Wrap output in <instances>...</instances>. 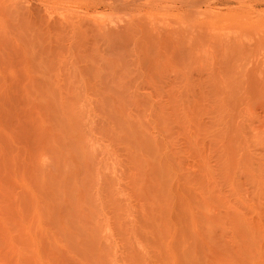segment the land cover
<instances>
[{
  "label": "rangeland",
  "instance_id": "obj_1",
  "mask_svg": "<svg viewBox=\"0 0 264 264\" xmlns=\"http://www.w3.org/2000/svg\"><path fill=\"white\" fill-rule=\"evenodd\" d=\"M219 9L187 85L126 53L100 90L54 7L0 0V264H264V6Z\"/></svg>",
  "mask_w": 264,
  "mask_h": 264
},
{
  "label": "bare ground",
  "instance_id": "obj_2",
  "mask_svg": "<svg viewBox=\"0 0 264 264\" xmlns=\"http://www.w3.org/2000/svg\"><path fill=\"white\" fill-rule=\"evenodd\" d=\"M37 1L48 9L51 7L55 8L56 18L54 20H64V25L69 29V32L75 33V41L72 44L79 43L82 47L95 52V55L98 56L99 61H101L100 66L105 69V72L101 74L102 77L95 79L97 84L95 83L94 86L98 85L95 88L100 90L108 86L119 88L129 83L123 78L124 72H120L122 68L121 58L126 53H131L135 61L137 60L143 66V73L144 71H152L156 74L163 72L165 73L162 76L164 84L178 83L183 86L187 85L188 77L184 70L194 63L198 65L201 61L198 60L199 58H193V51L196 48H202L204 45L214 51L218 49V44L209 42L206 30L203 29L204 24L198 20H220V13L208 16L204 12L202 13L203 18H200L198 10L203 7L213 6L219 9L224 4L243 5V2L252 3L255 6H264V0ZM18 5L19 3L15 4V6ZM77 8L83 9L85 12L79 13L75 10ZM101 9L111 11V16H98L95 18L88 16L89 11ZM152 17L159 18V20H180L182 25L185 24L188 27V31H157L156 35H152L150 29L142 26V20H150ZM102 20L108 21L106 23ZM128 31L129 35L127 36L126 32ZM259 44L261 47L264 46V40L258 38L253 41V46H259ZM152 47L154 53L149 56ZM108 53H111L112 56H108ZM147 57L152 58L146 60ZM151 65L156 68H151ZM162 66H166L167 70L162 69ZM80 73V81L86 85L85 80L88 79L84 78L82 72ZM158 95L160 96L159 93ZM101 96V101L105 103L106 100L114 102L118 99L117 95H108L107 91H103ZM135 96L137 95L132 93L128 97L134 98ZM118 141L124 142L122 138H119ZM185 261L190 263L189 260Z\"/></svg>",
  "mask_w": 264,
  "mask_h": 264
}]
</instances>
